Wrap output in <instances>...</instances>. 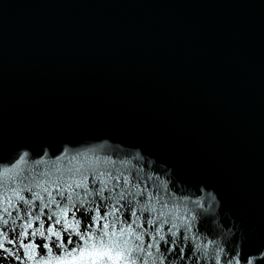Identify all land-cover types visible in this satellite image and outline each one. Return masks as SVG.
I'll return each instance as SVG.
<instances>
[{"label": "water", "instance_id": "95a60500", "mask_svg": "<svg viewBox=\"0 0 264 264\" xmlns=\"http://www.w3.org/2000/svg\"><path fill=\"white\" fill-rule=\"evenodd\" d=\"M65 146L167 185L164 264H210L196 238L264 264V0H0V165Z\"/></svg>", "mask_w": 264, "mask_h": 264}, {"label": "snow or ice", "instance_id": "6c2138e0", "mask_svg": "<svg viewBox=\"0 0 264 264\" xmlns=\"http://www.w3.org/2000/svg\"><path fill=\"white\" fill-rule=\"evenodd\" d=\"M89 157L64 148L27 166L17 159L14 182H0V249L17 259L23 249L24 264H164L165 226L173 237L190 226L168 208L167 187L154 181L153 192L141 174Z\"/></svg>", "mask_w": 264, "mask_h": 264}, {"label": "clouds", "instance_id": "9594fccd", "mask_svg": "<svg viewBox=\"0 0 264 264\" xmlns=\"http://www.w3.org/2000/svg\"><path fill=\"white\" fill-rule=\"evenodd\" d=\"M98 145L99 146H107L110 150H113V145L107 139H104V140L98 142ZM65 148L67 150H69L67 148V146H65ZM45 151H47L46 148H45ZM89 151H93V149H89ZM136 152H137V155L139 156L140 151L136 150ZM30 153H31V151L28 150L27 148H21L12 157H15V156L18 155V158H22L23 164L25 166H27V165H31V164L35 163L34 160L29 162L30 161ZM82 153H88V152L86 151V152H82ZM89 158L91 159V157H89ZM151 163H154V162H150V164ZM17 166H18L17 159L11 165H8V166L0 165V182L7 183L9 180L14 182V177L11 175L9 170L16 169ZM165 187H167V185H165ZM200 191L202 193V196L200 198H197L195 201H193V206L194 207H196V208H204V204L202 203V200H203L205 195L209 198V201H208L209 207H211L212 202H216L217 207H219V201H217L216 194H214V192L208 191V192L205 193V188L204 187H200ZM188 215H189V219L190 220H192V221L195 220V216L192 215L190 209L188 210ZM187 232L189 233V235L191 234V224H190ZM241 239L242 240L245 239L243 234H241ZM194 251H199L203 255V257L207 261L210 262V264H221V256L222 255H224L225 257L227 256V254L224 253V250L220 246L219 242L218 241H214V240H205V241L201 242L199 240V238H196V240L194 241ZM261 256H264V253H261ZM225 264H238V262H237V260L235 258H233L232 260H228L226 258L225 259ZM247 264H253V261L249 260L247 262Z\"/></svg>", "mask_w": 264, "mask_h": 264}]
</instances>
